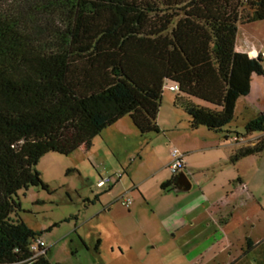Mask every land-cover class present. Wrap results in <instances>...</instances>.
<instances>
[{
    "label": "trees",
    "instance_id": "obj_1",
    "mask_svg": "<svg viewBox=\"0 0 264 264\" xmlns=\"http://www.w3.org/2000/svg\"><path fill=\"white\" fill-rule=\"evenodd\" d=\"M258 21L264 0H0V264H52L48 249L30 250L41 233L15 199L48 188L40 159L69 156L127 116L142 137L159 134L166 83L191 130L244 140L231 163L261 155L264 114L227 130L264 77L263 56L236 50L239 26ZM247 255L264 264V241L247 239L233 264Z\"/></svg>",
    "mask_w": 264,
    "mask_h": 264
},
{
    "label": "rangeland",
    "instance_id": "obj_2",
    "mask_svg": "<svg viewBox=\"0 0 264 264\" xmlns=\"http://www.w3.org/2000/svg\"><path fill=\"white\" fill-rule=\"evenodd\" d=\"M245 13L247 10H244ZM239 27L242 28L240 33L246 32L250 36L245 44L260 47L264 52V21ZM239 42L243 43L240 37ZM170 86L166 83L162 95L160 109L165 114L172 112L175 99ZM174 111L178 124L173 127L175 130L171 135L180 138L188 136L195 140L198 147L201 146L198 144L200 141L201 149L207 148L204 152L191 154L198 168L197 177L206 185V190L216 185L217 190L225 187L231 193L229 199L220 203L230 210L237 208L225 233L204 244L200 241L206 234L196 235L201 240L192 243L189 241L192 235L187 234V244H183V239L181 242L174 241V244L169 241V234L156 220L162 215L156 213L154 216V210L164 214L176 207L178 211H189L197 202L193 196L171 205L169 209H162L164 200L159 195L165 191L155 182L164 177L163 173L144 186V189L151 190L152 205L143 208L142 219L128 214V209L119 199L126 192L124 184L132 187V182L123 170L136 182L145 179L153 170L162 168L168 151L171 157L175 146L165 143L163 138H160L162 142L158 141L157 134L139 136L127 116L95 137L90 150L85 146L69 156L49 153L41 158L36 170L48 188L30 187L20 191L15 198L21 206L18 218L30 229L41 233L52 264H233L242 257L247 239L254 243L264 241V151L259 156L231 163L228 152L233 150V145L229 141L222 144L223 134H212L213 141L205 140L201 136L204 130L190 132L188 116L180 109ZM249 118L250 114L240 107L227 130L243 134ZM185 127L187 130L183 129ZM255 140L249 138L245 144ZM220 144L222 147L217 148ZM166 172L171 174L169 169ZM120 174L123 175L121 179ZM101 177L111 178V190L97 187ZM195 190L196 197L201 192ZM126 196L134 202L137 197L139 206L146 204L139 192H128ZM117 199L118 202H115ZM108 202L113 203V211L102 212ZM99 213H102L100 219L97 217ZM104 215L112 216L127 231L135 232L130 235L135 251L125 249L122 255L115 245H111V238L104 231L99 253L94 251V244L100 237L97 225ZM143 227L147 228V236L142 235ZM178 236L182 237V234ZM245 259L254 264L252 255H247Z\"/></svg>",
    "mask_w": 264,
    "mask_h": 264
},
{
    "label": "crops",
    "instance_id": "obj_3",
    "mask_svg": "<svg viewBox=\"0 0 264 264\" xmlns=\"http://www.w3.org/2000/svg\"><path fill=\"white\" fill-rule=\"evenodd\" d=\"M241 29L240 27L238 28V34H237V40H236V50L238 52L247 53L251 58H256L259 55L263 56L264 52H262L260 47H257L255 45L249 46L248 44H245V42L249 41L250 36L246 32L240 33ZM239 37L243 42L242 44L239 42ZM240 107L242 108L243 112L246 111L247 114H250V118L248 122L256 119L261 114H264V77L253 76L252 81H251L250 93L248 96L242 97L237 101L235 113ZM174 110H176V108L172 106V112L165 114L163 113L162 109H160L158 118H157V125L160 130V133L157 134V136H159L158 141L162 142L160 138L165 139L166 140L165 143L174 145L175 146L174 148L179 149V151L184 155L186 166L183 171L187 174V176L189 177L192 183L191 189L189 191H182V188H179L173 185L172 179L174 175L171 173L170 170L169 171L172 175L166 172V170L169 169L168 165L170 163L169 161L171 158L169 151L167 149L168 153H167L164 165L161 166L162 168L153 170L152 172H150L147 178L138 180V182H136L132 180L129 173L127 172L128 175L126 176L132 182V187H129V185L124 184V187L126 188V192L124 194L128 192H139L141 198L146 203L145 205L142 204V206L141 205L139 206L138 198L135 197L136 201L135 202L133 201V205H132L133 208L130 207V209H128V214L130 216H134L135 218H139L140 220L142 219L141 212H143V208L146 206L152 205V202H151L152 198L151 196H149V193L151 192V190L144 189V186L150 180L156 179V177H158L157 175H160L163 173L164 177L156 180L155 182L158 187L159 186L161 187V190L165 191L164 194L159 195V198L162 197L164 200L162 209H165V210L169 209L171 205H175L176 203H179L180 201H186L187 199H190L193 196L197 202L189 211H183V210L178 211L176 207L174 211L164 214V213L157 212L156 210H154L153 215L156 213H158L159 215H162V217H158L159 219L157 218L156 220L159 222L162 229L164 231L166 230L167 233L169 234V237H168L169 241H172L174 244V241L181 242V239H183L182 240V242H184L183 244H187V241H186L187 239L185 236L189 234V235H192L191 237L188 235L189 241L191 243L193 241H197L201 239L202 241L200 242L203 244L213 242L214 238L216 239V237L218 236L220 237L219 235L220 233L222 232L225 233L226 229L231 224L233 213L235 212L237 208L233 207L230 210L220 205L223 199L227 200L230 198V195H231V193L228 192V190H226L225 187L221 188V191H220V189L217 190L216 185H214L213 186L214 188L210 187V188H207L206 190V187H205L206 185H204L201 179L197 177L198 168H196L195 163L191 159L192 158L191 154L204 152V150H206L207 148L201 149V147H203L201 142L198 141L199 142L198 144L201 145L198 147L197 143L195 144V140H193L192 138L188 136L187 137L184 136L183 138H180V137H173V135H171L172 134L171 132L175 130V128L173 127L174 126L176 127L178 124L177 123L178 120L175 117ZM248 122H246L245 125ZM133 128L134 130H136L137 132L136 134H139L140 136V133L138 132V130L134 126ZM183 129L187 130L186 127ZM197 130H200V129H197ZM197 130H191L190 132H196ZM202 130H204L201 133L202 134L201 136L203 137V139L205 140L209 139L213 141L212 134L214 133H210L206 131L205 129H202ZM214 135H219V134H214ZM214 140L217 141V139H214ZM227 141L231 142V144L233 145V150L228 152L229 153L228 158H231L237 148V145L234 144L231 141V139ZM227 141L223 138L222 144H225ZM222 144L218 145L217 148L222 147ZM93 145H94V140H91L85 146H87L88 150H90L93 147ZM224 146H227V145H224ZM168 182H169V185L166 188H163V185H165ZM241 183L242 182H240V184ZM111 189L112 187L109 186L108 190H111ZM195 189L201 192L196 197L194 194L195 193L194 191H196ZM118 199L115 202H118ZM98 200L100 199L98 198ZM106 211H113V203H110V202L106 203V207L104 208L102 212H106ZM101 216H102V213H99L97 215L99 219L101 218ZM97 229L99 232L98 234L100 235V237H98L97 240L99 239L101 240L100 247L102 246L103 241H104L101 238L103 236V231H104L106 236L107 237L109 236L111 238L110 240V243H112L111 245H115L122 255H124L125 249L126 251L127 250L135 251L134 241L130 237V235L135 234V232L127 231V229L124 228L122 225H119V222H116V220H114L112 216L104 215L103 220L100 221L99 224L97 225ZM147 233H148L147 228L143 227L142 235L147 236ZM179 234H182V237H179L178 236ZM200 234H206V236L204 238L198 239L196 235H200ZM183 236L185 238H183Z\"/></svg>",
    "mask_w": 264,
    "mask_h": 264
},
{
    "label": "built area",
    "instance_id": "obj_4",
    "mask_svg": "<svg viewBox=\"0 0 264 264\" xmlns=\"http://www.w3.org/2000/svg\"><path fill=\"white\" fill-rule=\"evenodd\" d=\"M169 90L171 92H176L178 90L177 86H171L169 87ZM233 143L235 142H242L244 141L241 138L238 137H233L231 140ZM171 157H172V161L171 163L168 165L169 170L171 171V173L173 175H176L177 173H179L180 171H183L185 166H186V161L184 159V155L178 150V149H173L171 152ZM123 175H119V178H121ZM111 184V178H99V180L97 181V187L99 189H104L109 187ZM119 201L122 203V205L126 208V209H130V207L133 204L132 199H130L129 197L126 196V194L122 195L121 198L119 199ZM46 244L44 243V241L42 240V238H38L36 239L30 246V250L34 253L37 254H43L46 251Z\"/></svg>",
    "mask_w": 264,
    "mask_h": 264
},
{
    "label": "water",
    "instance_id": "obj_5",
    "mask_svg": "<svg viewBox=\"0 0 264 264\" xmlns=\"http://www.w3.org/2000/svg\"><path fill=\"white\" fill-rule=\"evenodd\" d=\"M173 185L182 188V191H189L191 189L192 183L184 171H180L173 176Z\"/></svg>",
    "mask_w": 264,
    "mask_h": 264
},
{
    "label": "flooded vegetation",
    "instance_id": "obj_6",
    "mask_svg": "<svg viewBox=\"0 0 264 264\" xmlns=\"http://www.w3.org/2000/svg\"><path fill=\"white\" fill-rule=\"evenodd\" d=\"M173 183V182H172Z\"/></svg>",
    "mask_w": 264,
    "mask_h": 264
}]
</instances>
